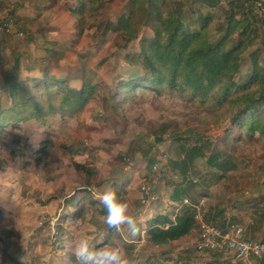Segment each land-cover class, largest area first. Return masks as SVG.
<instances>
[{
  "label": "rangeland",
  "instance_id": "obj_1",
  "mask_svg": "<svg viewBox=\"0 0 264 264\" xmlns=\"http://www.w3.org/2000/svg\"><path fill=\"white\" fill-rule=\"evenodd\" d=\"M0 6V25L9 22L8 32L0 30V40L6 38V50L20 56L25 65L30 59L36 61L33 71L21 70L19 77H37L45 68V78L68 79L75 86L78 80L72 77L79 73L72 71L76 68L79 72L86 64L95 74L93 82L103 81L112 89L139 69L127 60L137 50L135 42L113 46L108 44L111 41L102 44L100 38L93 40L92 31L77 35L70 16L59 6L45 0H2ZM18 33L22 35L18 37ZM140 34L151 36L146 30ZM47 44L64 46L65 51L53 53L42 65L37 59L45 55L42 49ZM249 68L244 58L237 83L247 79ZM0 94L5 95L2 87ZM92 106L87 104L77 118L56 116L46 118L43 126L29 121L19 128L7 127L0 137V264H77L74 248L82 239L94 247L107 239L105 246L119 247L131 264H180L182 261L175 262L182 258L175 254L180 247L193 255L195 264L209 263L201 262L204 256H219L199 255L194 243L176 247L172 242L163 249L147 242L136 244L126 225L119 231L110 229L105 215L92 209L84 220L72 217L80 197L73 193H81L85 187L97 200L100 193L112 187L128 203L131 216H137L147 205L152 215L165 211L169 191L166 180L160 179L168 172L167 162L177 158L173 134L185 136L190 142L201 139L209 145L208 153H220L223 160L235 166L219 180V171L208 168L206 159L195 162L189 175L196 182L191 196L203 220L219 228L237 225L246 237L264 239V202L260 201L264 197L263 138L242 135L237 141L225 134L226 126L217 128L203 121L199 105L168 96L139 98L122 111H115L108 103L102 122L92 119ZM47 136L53 147L48 158L40 161L37 151ZM157 138L161 142L155 144ZM148 158L159 161L152 172L162 166L160 175L149 172ZM74 164L83 165L91 173L89 181L74 169ZM172 180L179 181L176 176ZM146 190L153 197L149 204L142 202ZM171 210L167 208L165 214ZM256 222H263V227L252 232Z\"/></svg>",
  "mask_w": 264,
  "mask_h": 264
},
{
  "label": "trees",
  "instance_id": "obj_2",
  "mask_svg": "<svg viewBox=\"0 0 264 264\" xmlns=\"http://www.w3.org/2000/svg\"><path fill=\"white\" fill-rule=\"evenodd\" d=\"M45 1L68 13L77 35L92 31L93 40L100 38L102 44L111 41L108 44L113 46L117 42H135L137 50L127 60L139 69L112 89L103 81L93 82L91 79L95 74L86 64L80 66L79 72L76 68L72 71L73 74L79 73L72 77L78 80L75 86L70 85L68 79L48 78V75L45 78V68L37 77H19L21 70L33 71L36 61L30 59L25 65L20 56L6 50V38H2L0 69L3 79L0 87L4 88L5 95L0 94V137L7 127L19 128L20 124L29 121L43 126L46 118H77L89 103L93 105L92 119L102 122L108 103L115 111H122L125 105L139 98L168 96L191 106L199 105L203 121L217 128L226 126L225 134L232 135L237 141L242 135L249 139L258 135L264 139V61H261L264 54V3L258 0ZM143 30H149L151 36H142ZM42 51L45 55L37 60L44 65L53 53L64 52L65 48L47 44ZM244 58L249 61L248 77L237 83L235 78ZM172 136L176 141L177 158L167 162L168 172L160 180H166L169 203L177 205L188 199L195 204L191 194L196 182L189 175L197 160L206 159L208 168L219 171V180L235 166L223 160L220 153H208L209 145L199 138L190 142L185 136ZM159 142L161 140L157 138L154 143ZM52 147L53 142L47 136L40 143L38 160L45 161ZM122 156L119 157L121 161ZM158 163L153 158L147 160L149 172L154 176L161 174L162 166L152 172ZM74 169L83 172L89 181L91 173L83 165L74 164ZM173 176L179 181L174 182ZM77 194L80 197L72 217L84 220L91 209L105 215L103 205L87 187L81 193H73ZM260 201L264 202L262 197ZM166 211L152 215L147 205L133 216L139 229L134 237L136 244L143 236L150 246L164 247L196 231L195 209L181 206L173 222ZM168 214L172 216L173 212ZM164 225L168 228L163 229ZM106 244L107 239L96 247ZM189 255L192 258L191 253ZM179 261L186 264L184 258L175 262ZM256 263L264 264V257L256 259Z\"/></svg>",
  "mask_w": 264,
  "mask_h": 264
},
{
  "label": "built area",
  "instance_id": "obj_3",
  "mask_svg": "<svg viewBox=\"0 0 264 264\" xmlns=\"http://www.w3.org/2000/svg\"><path fill=\"white\" fill-rule=\"evenodd\" d=\"M2 0H0L1 2ZM264 1V0H261ZM11 17V16H9ZM9 22L3 26L0 25V30H7ZM22 33H18L20 37ZM142 190L145 188L142 187ZM145 197L142 202L148 203L153 198L147 190L144 191ZM149 204V203H148ZM181 206H188L196 210L195 222L197 224V240L194 243V249L200 254H218L220 253L226 258L234 260L238 264H257L256 259L264 257V239L256 241L245 236L244 229L237 225H228L224 229H220L213 224L207 223L202 218L201 210L198 204H192L188 199H183L177 205L169 203L167 208L171 207L172 222L174 215L177 213ZM167 208L165 210H167ZM168 226L164 225L163 229ZM143 232L141 233V235ZM141 242L145 240L143 236Z\"/></svg>",
  "mask_w": 264,
  "mask_h": 264
},
{
  "label": "clouds",
  "instance_id": "obj_4",
  "mask_svg": "<svg viewBox=\"0 0 264 264\" xmlns=\"http://www.w3.org/2000/svg\"><path fill=\"white\" fill-rule=\"evenodd\" d=\"M98 198L105 210V223L110 229L119 231L122 225H126L129 235L137 236V221L128 213V203L117 196L115 189L108 187ZM74 256L77 264H131L119 247L96 248L87 239L80 240L75 246Z\"/></svg>",
  "mask_w": 264,
  "mask_h": 264
},
{
  "label": "crops",
  "instance_id": "obj_5",
  "mask_svg": "<svg viewBox=\"0 0 264 264\" xmlns=\"http://www.w3.org/2000/svg\"><path fill=\"white\" fill-rule=\"evenodd\" d=\"M9 1V0H8ZM224 4H222V6H223ZM1 7V6H0ZM219 13H217L216 14V16L218 15ZM147 32H150L149 30H146ZM263 56H264V54H263ZM264 181V180H263ZM262 186L264 187V184L262 183ZM263 198V200H264V197H262ZM167 215H169V217L171 216L170 214H167ZM263 227V222H256V223H254L253 224V226L251 227V229H252V232L255 230V229H257V230H259V229H261ZM196 236H197V234H196V231L194 232V233H192L191 234V236H189V237H187V238H185V239H182V240H179V241H177V242H173L174 244L173 245H175L176 247L178 246V245H186V246H191V244L192 243H195V239H196ZM259 240H262V239H259ZM259 240H256V241H259ZM140 242H141V240H140ZM194 245V244H193ZM166 247V246H165ZM164 247H162V249H163ZM193 249H194V246H193ZM192 249V250H193ZM179 251L178 252H176L175 254H177V256H179V257H182V258H184V261L185 262H187V264H195V261L194 260H192V259H194V258H191V256L185 251V248H179L178 249ZM195 250V249H194ZM193 252V251H192ZM197 252V251H196ZM198 253V252H197ZM199 254V253H198ZM200 255V254H199ZM171 256V255H170ZM172 256H174V255H172ZM189 256V257H188ZM193 256V255H192ZM191 258V259H190ZM200 260H201V262H203V261H206V262H209V263H214V264H227V262H231L232 264H234L235 263V261L234 260H231V259H229V258H226V257H224V256H221V257H219V256H213V257H209V256H204V258H200ZM197 262V261H196ZM258 263V262H257ZM236 264V263H235Z\"/></svg>",
  "mask_w": 264,
  "mask_h": 264
},
{
  "label": "water",
  "instance_id": "obj_6",
  "mask_svg": "<svg viewBox=\"0 0 264 264\" xmlns=\"http://www.w3.org/2000/svg\"><path fill=\"white\" fill-rule=\"evenodd\" d=\"M259 2H261V3H264V1H261V0H258Z\"/></svg>",
  "mask_w": 264,
  "mask_h": 264
}]
</instances>
